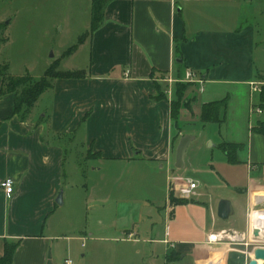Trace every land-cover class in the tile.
I'll list each match as a JSON object with an SVG mask.
<instances>
[{"label":"crops","instance_id":"obj_1","mask_svg":"<svg viewBox=\"0 0 264 264\" xmlns=\"http://www.w3.org/2000/svg\"><path fill=\"white\" fill-rule=\"evenodd\" d=\"M85 2V13L76 20L78 39L91 23L92 0ZM243 5L244 0H110L99 28L78 45L77 39L76 49L58 59L61 63L79 56L82 67L63 72H82L83 77L56 79L25 121L13 115L12 95L0 97V182L5 178L14 182L10 199L0 189V257L5 240L19 242L12 264H66L74 245L79 242L85 248L88 241H122L139 254L136 238L140 236H144L141 243L165 245L164 258L174 252L180 262L189 264H249L254 250L264 249V234L255 240L263 243L259 247L206 241L208 234L222 229L244 232L253 223L264 227V133L257 131L264 128V102L261 94L249 89L251 82L260 83L262 89L264 64H255L253 27L241 26ZM187 74L200 78L201 83H195L204 94L199 109L216 101L221 85L233 87L214 147L241 145L232 163L225 158L232 164L231 174L218 175L209 159L202 169L209 180L202 184L187 175L196 171L188 152L194 136L183 168H175L176 147L187 133L184 124L177 120L175 125L171 118L172 86L191 82ZM165 82L167 95L156 100L157 85ZM205 84L210 88L203 90ZM43 97H48L44 113L42 108L36 111ZM234 104L235 110L228 111V105ZM251 104L260 107V115L249 113ZM76 137L86 151L81 159L94 162L90 171L101 178L110 176L104 166L137 163L150 166L153 175L164 176L165 203L172 179L197 183L191 197L176 192L184 203L165 205L162 238L147 233L144 221L115 226L109 234L126 236L123 240L86 233L83 221L80 224L82 207L87 210L88 201L100 196L92 189L83 192L80 179L76 184L83 187V196L65 184L66 145ZM234 169L241 170V179ZM115 180L118 186L123 176ZM108 188L111 192L113 186H103ZM60 191L63 199L58 205ZM124 196L128 201L129 195ZM221 200L231 205L232 213L225 220L217 216ZM143 202L144 208H153L149 199ZM252 212L256 213L251 216Z\"/></svg>","mask_w":264,"mask_h":264},{"label":"rangeland","instance_id":"obj_2","mask_svg":"<svg viewBox=\"0 0 264 264\" xmlns=\"http://www.w3.org/2000/svg\"><path fill=\"white\" fill-rule=\"evenodd\" d=\"M85 1L0 0V66L7 65L8 74L12 77L29 74L34 79H40L51 65L56 71L82 67L81 59L77 55L67 60L63 59L61 63L58 59L69 55L68 49L76 43L80 36V32H77L76 20L81 19L85 13L87 8ZM241 26L242 28L253 27L256 44L255 64H264V0H244ZM256 67L260 68L257 65ZM199 79L196 77L191 82L181 84L184 86V90L180 99L176 98L175 86H172L173 100L171 103L173 106L179 107L178 121L182 126L184 124L187 135L195 137L188 152L192 157L196 171H189L187 175L202 184L205 179L209 180V177L202 172L209 159H213L214 168L220 176L231 174L230 170L233 169L230 167L232 164L226 163V156L223 152L214 147L218 143L217 127L225 121L223 110H220L218 125L204 126L200 122L199 103L204 100V94L203 91L201 92L202 86L195 84ZM162 84L161 86L157 85L159 87L157 95L166 96L169 83ZM208 88L210 85L203 86V90ZM232 88L221 85L216 92V101L211 103L224 102L227 105V96L232 92ZM47 98L43 97L36 107V111L41 108L42 113L46 111ZM235 106V104L228 105V111L230 107L235 110ZM207 137L209 139L205 143ZM81 144L82 140L76 137L73 143L66 145L65 184L77 190L74 191L76 194L82 195L83 187L76 184L80 179V182L85 185L83 192L92 189L97 193L95 195L100 196L97 200L88 201L87 210L85 205L82 207L84 212L80 218V224L83 221L84 227H87L86 233L93 231L96 235L95 238L100 235L101 237H111L113 241L123 240L127 237L118 233L109 234L115 226L124 228L132 222L144 221L147 233H151L153 237L162 238L166 225L164 207L165 205L172 206L170 200H179L180 196L176 192L184 187L183 183L171 181L169 191L171 196L165 203V177L153 175L150 166L138 163L137 165L113 164L110 168L104 166L103 171H108L110 176L101 178L100 175L90 171L91 166H95L94 162L81 159L82 155L86 153ZM223 145L234 157L241 150L240 144L224 143ZM97 167L99 168L100 165ZM234 171L236 176L239 174L241 179V170L234 169ZM120 176H123V180H120L122 187L118 191L120 184L115 186L117 183L115 179L118 180ZM106 184L113 186L111 192H108L110 187L108 190L103 189ZM59 194L63 199V191H60ZM122 194L129 195L128 201L125 196L121 197ZM118 199H121V202L117 203ZM148 199L152 203L148 205H153L152 209L143 207L145 204L143 201ZM143 238L144 236L136 238L139 242L137 247L140 250L139 254L134 253L135 249L132 245L124 244L122 241H88L85 248H81L78 242L74 245L69 261L71 264H167L164 258L165 253H168L167 247L163 244L141 243ZM85 252L87 254L82 258L81 255ZM173 264H189V262L174 261Z\"/></svg>","mask_w":264,"mask_h":264},{"label":"trees","instance_id":"obj_3","mask_svg":"<svg viewBox=\"0 0 264 264\" xmlns=\"http://www.w3.org/2000/svg\"><path fill=\"white\" fill-rule=\"evenodd\" d=\"M110 0H92L91 3V23L89 30L81 36L77 45L80 44L86 37H90L102 24L104 10ZM76 45L68 49V53H72L76 49ZM67 53V52H66ZM83 77L82 72H63L56 71L51 65L44 75L40 79H34L29 74H25L18 77H12L8 74V66H0V97L5 95L13 96V115H17L20 120L25 121L39 97L48 89L52 88L53 82L56 79H78ZM182 83L175 85V96L180 99L183 94L184 86ZM159 89V87H158ZM261 101L264 102V85L261 90ZM156 100L164 99V95H158ZM226 103L213 102L203 104L200 109V122L202 124H217L219 123L220 110H224ZM179 116V107L173 106L171 103V118L175 125L177 124ZM257 131L264 133V128L261 126ZM220 150L227 157L229 163L234 161V155L227 151L225 145L219 146ZM171 196V195H170ZM182 199L170 200L173 206L184 203ZM19 242L4 241L3 254L0 257V264H12L13 255L17 249ZM179 255L171 252V254L165 256L167 264H173L174 261H179Z\"/></svg>","mask_w":264,"mask_h":264},{"label":"built area","instance_id":"obj_4","mask_svg":"<svg viewBox=\"0 0 264 264\" xmlns=\"http://www.w3.org/2000/svg\"><path fill=\"white\" fill-rule=\"evenodd\" d=\"M174 1V0H172ZM184 1H196V0H184ZM187 77L194 79L191 74H187ZM201 83L200 80H198ZM261 84L256 82L249 83V89L251 94H260L261 93ZM261 109L259 106L250 105L249 113L250 114H261ZM174 181V179H172ZM184 187L180 189L179 193L183 198L191 197L193 191L197 188V183L186 179L182 182ZM0 189L3 191L4 196L7 199H10L14 192V182L10 178H5L0 182ZM253 213L252 212L251 216ZM259 231L256 228H252L251 225L248 226L247 230L244 232H238L233 229H222L216 232L208 234L206 241L209 245H220V244H243L246 246L259 247L263 243H256V238L259 237ZM66 264H71L70 261H67Z\"/></svg>","mask_w":264,"mask_h":264},{"label":"water","instance_id":"obj_5","mask_svg":"<svg viewBox=\"0 0 264 264\" xmlns=\"http://www.w3.org/2000/svg\"><path fill=\"white\" fill-rule=\"evenodd\" d=\"M193 136L185 135L180 140L175 151V168H183V157L187 150L189 143L193 140ZM56 203L61 205V194H59ZM232 213L231 205L225 200H221L218 204L217 216L221 220L227 219ZM264 260V249L256 248L253 253V260L249 264H257L258 261Z\"/></svg>","mask_w":264,"mask_h":264},{"label":"bare ground","instance_id":"obj_6","mask_svg":"<svg viewBox=\"0 0 264 264\" xmlns=\"http://www.w3.org/2000/svg\"><path fill=\"white\" fill-rule=\"evenodd\" d=\"M251 227L252 228H256L259 231V233H260L259 237H261L264 234V227L262 225H260L258 223H253ZM259 237L256 238V239H259ZM258 262H260V261H258Z\"/></svg>","mask_w":264,"mask_h":264}]
</instances>
